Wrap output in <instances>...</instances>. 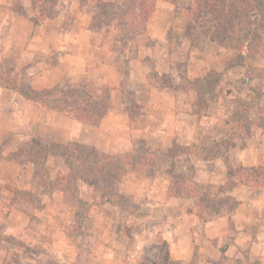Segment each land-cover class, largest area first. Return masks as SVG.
<instances>
[{
    "label": "rangeland",
    "instance_id": "374dc122",
    "mask_svg": "<svg viewBox=\"0 0 264 264\" xmlns=\"http://www.w3.org/2000/svg\"><path fill=\"white\" fill-rule=\"evenodd\" d=\"M76 1L77 5L73 7L60 5L59 12L66 14L68 21L78 17V10L82 5H86L82 10L92 18L100 12L99 5L102 2L122 3L121 0ZM33 2L36 17L32 20L36 23L46 20L45 14H40L45 4L39 0ZM193 6L194 0H157L154 11L149 13L148 21L145 19L147 28L144 35H136L141 37L124 36V32L116 27L119 25L118 20L105 23L102 29L113 32L117 42L114 48L117 50L135 37L142 38L137 41L142 47L148 42L150 55L161 53L162 56L166 55L165 57L169 54L172 56L171 71L165 63L163 68L166 72L151 76L150 83L189 105L183 106L185 112L187 109L189 112L182 115L187 126L182 130L186 135L192 134V129L190 131L188 128H193L195 133H202L201 144L189 146L208 148L215 142L225 140L228 135H233L235 147L231 149L230 157L237 159L246 168L264 166V53L259 54L256 59L255 65L259 74L250 83L252 89L262 94L261 111L251 112L248 116V133L238 128L231 118L236 107L243 109L247 105L250 93L244 80L247 70L240 64L228 68L230 64L236 63L233 52L202 35L198 22L194 23V15L191 13ZM12 7L17 13H25L18 1L14 2ZM150 32H155L157 36L165 35L162 43L158 45V40L150 39ZM147 35L148 39H144ZM262 35L264 44V32ZM14 61L4 68L12 73L11 76L15 77L22 87H30L26 76L23 80L14 72ZM122 71V79L125 80V64ZM210 72L220 73L223 80L213 92L205 94V103H200L194 109L193 103L200 99L196 92L189 88V83L202 80ZM81 85L63 80L61 85L56 87L68 89ZM130 93L133 92L126 86L123 87L118 100L126 104V112L135 114L137 118L140 113L136 107L138 97L134 101ZM157 99L164 100L162 95ZM9 113L11 110L4 109L2 115ZM160 123V119L155 121L157 129L160 128ZM3 125L13 131V134L2 140L0 147V178L5 181L6 187L0 186V198L3 197L4 206L9 211L6 216L0 218V232L3 233H0V244L2 240L6 242V259L17 262L38 254L42 261L49 264H62L63 261L65 264L68 260L80 261L81 256L84 259L93 253H103V239L98 232L104 231L105 242L111 246L115 245L114 251L104 253L116 263L141 264L143 261H153L155 264H168L166 240L158 236L156 238V231H186L187 235L194 231L196 235L193 237L192 247L195 249L197 260L194 259L191 263L188 260L185 264H197L199 258H205L212 264H264V188L240 185L231 189L230 186L234 183L231 185L228 182L229 175L221 158L205 161L206 164L204 160L196 159L192 155L194 164L191 165L185 155H180L178 149L174 148L186 145L173 144L167 150L160 140H152L149 143L136 140L135 149L128 153L129 155H123L124 160L131 164L121 172L122 177L115 191L112 187L106 194L113 200L107 202L97 189L86 185L76 176L69 175V169L62 158L51 160L50 164L47 159V175H44L41 155L33 147V140L16 137L15 124H4L3 120ZM12 163L22 169L18 171V182L27 181L33 184L34 192L10 188L16 180L11 177L12 171H15L10 166ZM73 165L76 167L77 161H73ZM199 168L204 172L201 174L204 179L208 170L211 171L209 183L196 182ZM23 169L31 176L24 174ZM192 171L195 172V183L209 191L210 202L217 196L214 207L219 213L213 210L206 198L201 210L190 198L181 197L179 202L170 201L171 198L180 197L176 196L179 193V184H174L173 176H187ZM84 186L90 187L94 193L90 192L87 196ZM37 187L39 189L36 191ZM96 193L100 195L99 201L94 196ZM54 196H57V199H54ZM113 207L117 209L113 210ZM11 213L13 215H10ZM148 215L151 217L149 220ZM5 231L44 232L40 235V244L33 249L30 242L26 245L20 238L4 236ZM207 231L212 232V238H209ZM216 235H220V238H214ZM23 236L22 232V239ZM22 248L25 249L24 253Z\"/></svg>",
    "mask_w": 264,
    "mask_h": 264
},
{
    "label": "crops",
    "instance_id": "0c3cea01",
    "mask_svg": "<svg viewBox=\"0 0 264 264\" xmlns=\"http://www.w3.org/2000/svg\"><path fill=\"white\" fill-rule=\"evenodd\" d=\"M16 1L24 8L25 13L14 11L12 5ZM61 4L73 7L77 5V1L57 0L54 15L36 23L35 20H32L36 17L33 0H0V66L6 68L11 65L9 62L15 60L13 63L14 72L23 80L26 76L30 88L34 91L52 89L61 85L63 80L70 84L82 85L92 81L97 87L110 89L111 109L101 120L99 126L92 127L64 113L48 110L40 103L27 101L16 91L0 87V147L2 140L13 134L12 129L2 126L3 120L4 124H15V135L22 139L29 141L37 139L43 144L62 146L69 144L90 146L113 156L132 152L135 149L134 142L136 140L146 143L160 140L167 150L173 144L186 146L201 144V132L195 133L193 128H188L190 131L192 129V134L186 135L182 130L187 128L183 116L189 112L188 109L185 112L183 106L189 105L181 102L174 95L164 93L163 88H157L150 83L151 76L162 75L166 72L163 68L165 63L168 64L169 71H171L172 56L169 54L168 57H165L166 55L162 56L161 53L150 55L148 42L143 47L138 45V39L142 38L135 37L141 36H135L132 40H128V44L121 43V49L117 50L114 48L117 42L113 32L92 28V18L82 10L84 7L81 6L82 8L78 10L77 18L68 21V16L59 12ZM164 36H157L155 32L149 33V38L158 40V45L162 43ZM144 39H148V35ZM123 64L127 67L125 80L122 79ZM124 85L138 97L136 103L140 106L141 115L135 121L129 119V114L125 110L126 104L118 100ZM161 95L164 100L159 101L157 97ZM4 109L11 110V113L2 115ZM157 119L161 120L159 129L155 127ZM185 157L191 165L194 164L192 155H185ZM58 158L60 157L49 156L48 163L50 164L51 160ZM204 163L207 164L205 161ZM10 166L12 170H15L12 171L11 177L16 179L10 188L34 192L33 184L31 185L27 181L26 183L18 182L17 176L20 175L18 173L22 169L15 163ZM62 170L65 172L64 167ZM210 172L208 170V174L204 175L206 179L201 178V174L204 172L199 168L198 179L195 178L196 182L209 183L212 176ZM23 173H26L24 169ZM26 174L31 176L30 173ZM4 185L5 181L0 178V186L6 188ZM89 188L84 186L87 196L90 192L94 193V190ZM38 189L39 187L36 191ZM94 196L99 201L100 195L96 193ZM55 198L57 199V196H54ZM58 198L61 199V197ZM178 200L180 201L181 197L170 199L172 202H179ZM4 203L5 201L1 197L0 218L9 213ZM115 209L117 208L113 207V210ZM164 211L167 213L166 209ZM149 218L151 217L148 215V220ZM22 232L23 239L21 238ZM43 232L5 231L4 236L20 238L26 245H29L28 242H30L31 248L34 249L37 244H40V235ZM99 233L103 239L101 242L102 254L93 253L90 256H85L84 259L81 256L82 260H68L65 261V264H118L104 253L110 250L114 251L115 245L111 246L105 242L104 231ZM186 233V231H156L154 234L156 238L158 236L160 239L166 240V263L169 260L168 264L172 262L185 264L188 260L190 263L194 259L197 260L195 249L192 247L193 237L196 234L194 231H190L188 235ZM207 234L210 236L209 238H212L211 231H207ZM214 238H220V235H216ZM5 244L6 242L2 240L0 264H49L47 261H42L38 254L22 258L17 262L6 259ZM22 250L24 253L25 249L22 248ZM237 252L242 254L239 250ZM63 262L61 263L63 264ZM197 264L212 263L205 258H199Z\"/></svg>",
    "mask_w": 264,
    "mask_h": 264
},
{
    "label": "trees",
    "instance_id": "16d2710c",
    "mask_svg": "<svg viewBox=\"0 0 264 264\" xmlns=\"http://www.w3.org/2000/svg\"><path fill=\"white\" fill-rule=\"evenodd\" d=\"M39 1L45 4L42 11L40 10V14L42 12L45 14L44 17H52L55 13L57 0ZM121 1L123 4L117 1L102 2L99 5L100 12L92 17L91 27L102 29L105 23L118 20L119 25L116 27L124 32V36L130 38L131 36L144 35L148 16L154 11L157 0ZM163 1L169 2L171 0ZM85 6L82 5V7ZM33 9L35 11V4ZM47 9L49 12H47ZM191 13L194 15V23L198 22V29L204 37L233 52V59L236 58V63L230 64L228 68L240 64L247 70L244 80L250 90L247 98L248 102L243 109L236 107L231 118L238 128L248 132V116L251 112L260 113L261 111L262 94L252 89L250 83L259 74L255 65L256 59L259 54L264 53L262 35L264 32V0H194ZM11 75L10 71L0 66L1 88L16 91L28 101L40 103L50 110L64 113L82 123L99 126L101 120L110 110L111 91L103 87H97L92 81L68 89L54 87L48 90L34 91L30 87H22L16 78ZM222 80L220 73L210 72L202 80L193 84L189 83V88L193 89L200 99V101L193 103L194 109L200 103H205L203 101L205 94L213 92ZM158 81H161V79H158ZM130 95L134 97L135 101L136 96L134 93H130ZM136 107L140 111V106L136 105ZM128 114L131 121L136 120L135 114L129 111ZM139 115L141 114L139 113ZM33 147L41 155V166L44 175H47L46 160L48 157H60L68 167L69 175L76 176L86 185L97 189L103 200L107 202L113 200L106 194L112 187V190L115 191L122 177L121 172L131 164L124 160L123 155L111 156L100 153L93 147L79 144H69L67 146L43 144L34 139ZM234 147L233 135H228L225 140L215 142L214 145L208 148L197 145L174 148L178 149L180 155H193L199 160L212 161L221 158L229 175L228 182L231 185L234 183L230 186L231 189L240 185L263 189L264 166L244 167L237 159L230 157L231 149ZM73 161H77L78 165L76 167L73 165ZM194 175L195 172L192 171L187 176L184 174L173 176L174 184H179L177 188L179 193L176 196L192 199L194 204L201 210L205 205V198L210 202V199H208L209 191L195 183ZM239 175L242 177H239ZM184 191L185 193H183ZM214 198L209 204L213 210L219 213V210L214 207L216 204L214 200L217 196ZM141 264L155 263L153 261H143Z\"/></svg>",
    "mask_w": 264,
    "mask_h": 264
}]
</instances>
